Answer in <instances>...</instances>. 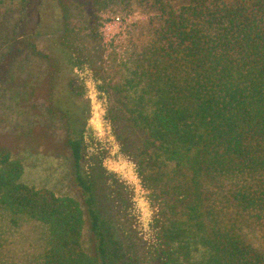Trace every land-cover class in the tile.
I'll return each mask as SVG.
<instances>
[{
  "label": "trees",
  "instance_id": "16d2710c",
  "mask_svg": "<svg viewBox=\"0 0 264 264\" xmlns=\"http://www.w3.org/2000/svg\"><path fill=\"white\" fill-rule=\"evenodd\" d=\"M119 1L0 0V119L59 122L79 196L25 185L23 164L0 148L6 226L43 228L27 264H264V0H137L154 15L152 40L121 82L102 32ZM84 70L103 83L137 168L149 243L133 190L108 183L91 153ZM0 264H12L1 251Z\"/></svg>",
  "mask_w": 264,
  "mask_h": 264
},
{
  "label": "rangeland",
  "instance_id": "374dc122",
  "mask_svg": "<svg viewBox=\"0 0 264 264\" xmlns=\"http://www.w3.org/2000/svg\"><path fill=\"white\" fill-rule=\"evenodd\" d=\"M154 17L146 6L137 0L119 1L111 5L104 14L102 32L105 37L106 59L113 61L110 70L119 81L125 75V69L132 64L135 50L142 48L152 40ZM127 65V66H126ZM85 85L84 97L89 101V125L94 131L95 140L91 153L102 158L101 172L113 183V175L118 183L133 190L131 203L138 216L133 222L140 238L149 243L150 209L146 204V192L138 175L134 161L121 150L113 123L109 118V98L102 90L103 83L87 71H77ZM123 76V77H122ZM122 77V78H121ZM46 121H36L9 115L2 123L0 119V148L10 151L12 158L24 166L23 182L29 187L45 189L58 197H71L79 200L78 191L73 184L74 168L69 152L57 132L61 128L58 122L45 126ZM47 124V123H46ZM5 127V129H4ZM22 138H18L19 132ZM45 131L50 133L45 137ZM98 165V164H97ZM8 218L0 212V251L2 259L12 264H27L39 257L44 241V230L30 221L20 222L21 226L8 228ZM88 225V224H87ZM91 234L85 225L84 247L91 251Z\"/></svg>",
  "mask_w": 264,
  "mask_h": 264
}]
</instances>
